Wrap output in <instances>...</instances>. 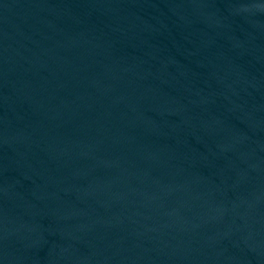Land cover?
<instances>
[{"label": "water", "instance_id": "obj_1", "mask_svg": "<svg viewBox=\"0 0 264 264\" xmlns=\"http://www.w3.org/2000/svg\"><path fill=\"white\" fill-rule=\"evenodd\" d=\"M0 228L23 264H264V0H0Z\"/></svg>", "mask_w": 264, "mask_h": 264}]
</instances>
